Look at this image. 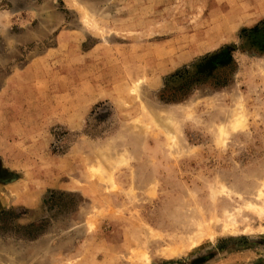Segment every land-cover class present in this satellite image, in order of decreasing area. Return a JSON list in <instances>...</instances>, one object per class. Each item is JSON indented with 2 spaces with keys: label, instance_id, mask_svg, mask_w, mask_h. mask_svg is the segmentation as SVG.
Returning a JSON list of instances; mask_svg holds the SVG:
<instances>
[{
  "label": "rangeland",
  "instance_id": "1",
  "mask_svg": "<svg viewBox=\"0 0 264 264\" xmlns=\"http://www.w3.org/2000/svg\"><path fill=\"white\" fill-rule=\"evenodd\" d=\"M0 264H264V0H0Z\"/></svg>",
  "mask_w": 264,
  "mask_h": 264
}]
</instances>
